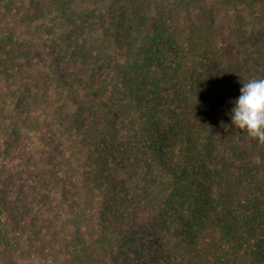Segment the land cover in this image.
<instances>
[{"label":"trees","instance_id":"trees-1","mask_svg":"<svg viewBox=\"0 0 264 264\" xmlns=\"http://www.w3.org/2000/svg\"><path fill=\"white\" fill-rule=\"evenodd\" d=\"M264 0H0V264H264Z\"/></svg>","mask_w":264,"mask_h":264},{"label":"clouds","instance_id":"clouds-1","mask_svg":"<svg viewBox=\"0 0 264 264\" xmlns=\"http://www.w3.org/2000/svg\"><path fill=\"white\" fill-rule=\"evenodd\" d=\"M240 96L231 112L232 124L251 140L264 145V78L242 83Z\"/></svg>","mask_w":264,"mask_h":264}]
</instances>
